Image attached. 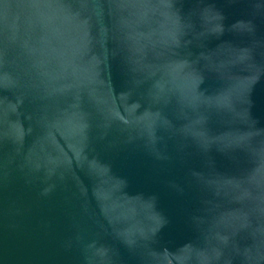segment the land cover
<instances>
[{
    "label": "water",
    "instance_id": "obj_1",
    "mask_svg": "<svg viewBox=\"0 0 264 264\" xmlns=\"http://www.w3.org/2000/svg\"><path fill=\"white\" fill-rule=\"evenodd\" d=\"M0 264H264V0H0Z\"/></svg>",
    "mask_w": 264,
    "mask_h": 264
}]
</instances>
